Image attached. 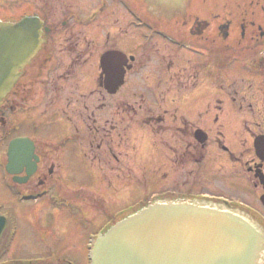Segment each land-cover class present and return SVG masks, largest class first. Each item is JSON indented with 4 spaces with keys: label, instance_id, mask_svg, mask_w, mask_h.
Returning <instances> with one entry per match:
<instances>
[{
    "label": "flooded vegetation",
    "instance_id": "flooded-vegetation-1",
    "mask_svg": "<svg viewBox=\"0 0 264 264\" xmlns=\"http://www.w3.org/2000/svg\"><path fill=\"white\" fill-rule=\"evenodd\" d=\"M110 1L104 0L97 11L88 9L86 13L79 11V15L74 6L65 12L61 10L67 20L59 25L57 4H65L66 0H0V22L12 24L39 16L45 30L41 52L0 109V155L5 153V180L0 182V191L8 194L13 209L8 214L4 202H0V216L9 221L7 231L0 234V264H5L4 255L13 241V237L7 241L11 230L14 236L20 230L32 235V247L40 253L36 259H41L34 264H85L83 255L90 246L91 235L107 231L117 220L154 200L199 199L216 204L244 201L240 196L229 198L213 192L222 185L244 193L246 198L259 200L264 209V0H191L186 20L177 17L172 21H153L177 38L171 42L167 35L152 28L154 33L149 31L150 34L160 35L158 38L178 53L168 54L163 47L156 50L160 57H153L155 51L139 56L124 52L129 60L124 67L125 84L119 92L126 87L141 92L139 101L125 104L127 116L121 122L117 121L115 111L111 120L103 116L109 107L115 109L114 104L106 103V98H115L117 94L106 89L101 59L114 51L129 50L133 26L148 31L143 23L149 14L140 0H135V5L133 0H120L123 8L107 11L105 4ZM120 9L128 15L127 20ZM104 13L113 26L98 21ZM133 18L140 21L132 22ZM99 23L109 27L103 36ZM101 37L103 43H97ZM56 46H61L57 52ZM184 49L189 56L182 60L179 52ZM94 57L99 60L97 89L89 97L103 103L91 108L88 121L93 125L87 124L81 132L80 124L75 125L76 141L84 146L89 162L79 170L89 181L84 178L70 186L64 181L61 166L47 152L50 145L33 140L35 157L29 160L33 166L30 174L27 167L18 166L20 174L9 175L8 146L15 139L27 138L13 136L11 124L17 130L20 119L31 122L38 118V114L29 116L33 105L47 103L46 94L36 100L39 94L35 88L43 87L45 93L61 89V94L64 91L74 95L75 89L67 86L69 81ZM64 67L65 73H60ZM147 68L151 72H146L144 80L141 72ZM51 70L57 75L50 76ZM154 79L159 81L158 91L147 92L146 83L152 84ZM131 96L134 99L138 95ZM71 104L68 101L67 107ZM62 111L66 113L64 108ZM121 124L126 125L127 134L119 139L116 137L121 134ZM139 130L144 133L142 140L135 137ZM142 151L145 166L154 172L168 169L167 177H172L173 186L156 190L149 201L140 200L124 207L108 219L106 206L110 207L115 196L113 182L132 181L135 167L128 159L132 154L138 157ZM92 153L94 158L90 159ZM170 164L177 171L172 173ZM181 166L192 169L182 176ZM122 172L127 175L120 179ZM203 181L209 183L211 191H197V184ZM9 216H17L23 227L11 229ZM84 230L95 231L90 233L86 245ZM9 264L23 263L16 260Z\"/></svg>",
    "mask_w": 264,
    "mask_h": 264
},
{
    "label": "water",
    "instance_id": "water-1",
    "mask_svg": "<svg viewBox=\"0 0 264 264\" xmlns=\"http://www.w3.org/2000/svg\"><path fill=\"white\" fill-rule=\"evenodd\" d=\"M154 20H186L191 0H140ZM44 24L27 18L0 22V107L42 49ZM125 55L104 56L106 89L116 94L124 84ZM27 139L9 147L7 171L25 157ZM33 151L28 159L33 157ZM0 221V234L6 229ZM264 229L250 216L230 207L195 201H159L119 222L100 236L93 264H262Z\"/></svg>",
    "mask_w": 264,
    "mask_h": 264
},
{
    "label": "rangeland",
    "instance_id": "rangeland-1",
    "mask_svg": "<svg viewBox=\"0 0 264 264\" xmlns=\"http://www.w3.org/2000/svg\"><path fill=\"white\" fill-rule=\"evenodd\" d=\"M109 1V0H108ZM104 4V0H66V3H58L57 8L58 12L56 13L57 21L60 23L63 20H67L66 14L61 13V10L65 12V10L68 9V7H76L78 10L77 15H79V11H82L83 13H86L88 9L93 12L97 11L101 5ZM107 11L112 10V8L118 9L123 8V4L120 0H111L109 3L105 4ZM130 6L132 7V4L130 2ZM133 8V7H132ZM135 8H133L134 10ZM120 11L123 12L125 16V20L128 19V15L120 9ZM90 12L89 15L86 14V16L82 17L83 20L87 19V16H90L92 13ZM72 13H70L71 15ZM139 15V14H138ZM99 22H104L108 26H113V22L108 18L107 14H102L99 19ZM135 22V19L133 18V21ZM99 31L103 34L107 32V29L109 27H106L103 23H99ZM143 26L148 27V31L145 29L140 30L138 28L133 27L132 28V34L133 38H131V42L128 44V49L123 52L126 54H132L139 56L140 54L149 53L155 51V54L153 57H160L158 56V52L156 50H160V47L164 48V51L166 53H173L177 54L178 52L173 50L172 46L167 44L165 40L163 41L162 38H158L159 35H153V39L151 41L148 40L149 37H151L152 34H150L149 31H151V28L153 31H161L164 33L166 38H169L171 42H173L174 37L173 34L162 27L156 26L155 23H153L151 20H145ZM152 32V31H151ZM60 37L63 36V34L58 35ZM162 37V36H161ZM180 40L182 42H187L185 39L180 37ZM104 39L103 37L100 38V41H97V43H103ZM101 45V44H100ZM127 46V45H123ZM122 46V47H123ZM56 52L58 49L61 48L56 46ZM161 53V52H160ZM180 56L182 60L188 59L189 54L187 53V49L181 50ZM163 53H161L162 55ZM65 58V57H64ZM62 68V67H61ZM98 69H99V60L98 57H94L90 63L80 69L76 72L75 78L73 77V80H70L68 85L76 91L74 95L70 93V95L63 91L61 94V89H58V91L54 92L52 90L53 88H50L49 93H45V88L37 86L35 88V92H37L38 97L36 98L37 101H39L40 97L42 98L47 95L46 100H44L43 105L35 104L32 107V112L29 113L30 117H33L35 114H38V118H32L31 122H26L23 119H20L18 121V129L14 130V123L11 124L13 131L11 132L13 136H20V137H27L30 138L33 141L40 142L44 145L46 143L50 145L51 150H48L47 152L50 154V157L56 162V165L61 166V169L64 171V181H68L70 186H76L79 182H81L84 178L86 182L89 180L83 175V171H80L79 168L86 167L88 165V160L85 158V148L84 146H81L76 141V122L80 124L81 130H83L84 126H87V124L93 125L92 121H88V117L92 113V109L95 106H98L103 103L99 98H91L89 97L91 93L96 91L97 89V80H98ZM65 67L61 70L60 73H65ZM146 72H151L149 68L142 71V77L144 80H146ZM56 74L52 70L50 71V76H53ZM57 75V74H56ZM50 78V77H49ZM56 78V77H53ZM51 79V78H50ZM72 81H74L72 83ZM151 83V82H150ZM146 83L147 92L148 89H152L154 91H158V88H156V84L159 83V81H156V79L153 80L152 84ZM61 84V82H60ZM64 84V83H63ZM62 84V85H63ZM67 84V83H66ZM66 84L64 86H66ZM140 84V83H139ZM59 85V84H58ZM155 85V86H153ZM76 86V87H75ZM153 86V87H151ZM74 87V88H73ZM49 90V89H47ZM137 90V89H136ZM141 92V91H139ZM139 92L134 91L133 89H128L127 87L123 89L115 98L108 97L106 98L107 104L112 105L114 104L115 109L112 107H109L103 116L105 118H109L111 120L112 118V112L115 111L116 115L118 116L117 121L121 122L123 118H125L127 115L125 112V104H134L135 102L139 101ZM146 92V94H148ZM79 93V94H77ZM131 93V94H130ZM85 95L86 97L81 98V95ZM137 94V98H132L131 95ZM52 96V98H50ZM54 96V97H53ZM96 96V95H95ZM131 96V97H130ZM69 97L70 102H72L71 106L67 107L66 99ZM39 98V99H38ZM52 99V100H51ZM41 101V100H40ZM80 101V102H78ZM54 102V103H53ZM57 102V103H56ZM88 105L89 108H85L84 106ZM37 106V107H36ZM62 108L66 111V113H63ZM92 108V109H91ZM108 114V115H107ZM73 118V120H72ZM103 118V121L105 120ZM71 119V120H69ZM103 121L101 123V127H103ZM126 125L121 124V134L120 136H117L116 138H126L127 130L125 129ZM108 128V127H107ZM107 129V133H108ZM141 132H138V134L135 136L137 139L142 140V135L144 134L142 130H139ZM108 139L107 141H109ZM155 140V139H154ZM121 142V141H118ZM124 145L123 148H126V139L123 140ZM124 150V149H123ZM4 154V155H2ZM0 155V182L5 180L3 179L5 176L4 172V166H5V153H2ZM120 154V151L117 153ZM143 151L140 153L138 157L132 154V157H129L128 160L131 161L134 168V173L132 176V181L126 182L125 179H122L126 177L127 173L122 172L120 179H122V183L119 181H116L115 185V196L112 199L113 202H111L110 207L106 206V213L109 217L108 219H111L113 217V214L118 212L119 210L123 209L124 207H127L129 205H133L136 202L143 200V201H149L150 197L155 193L156 190L162 191L164 188L169 189L172 188V177H167V174H170V171L166 168H162V170L158 169L157 171H153L152 169L148 168L144 164V157L142 156ZM94 158V153L91 154V158ZM121 165H124L123 163ZM171 166V172L177 171V167L170 164ZM192 168L191 167H185L181 166V169L179 170L180 174L186 175L187 172H189ZM128 181V180H127ZM204 182V183H203ZM201 184H197L199 186L197 188V191H205L209 192L211 191L209 183L203 181ZM129 183V184H128ZM128 184V185H127ZM132 185V186H131ZM175 185V183H174ZM128 186V187H127ZM131 186V187H130ZM169 186V187H168ZM200 186H203L200 187ZM204 186H206V189H204ZM0 187H2L0 185ZM124 187L129 189H124ZM215 186H213V189ZM209 190V191H208ZM215 193L225 195L226 197H236L239 196L242 197L243 202L240 204L245 206L246 208H251L255 211H259L262 214H264V209L262 205L260 204L259 200L244 197V193L238 192V190L230 189L225 186H218L217 189H214ZM79 192V191H78ZM76 195V192L74 193V196ZM82 195V194H81ZM77 197H80L77 195ZM8 194L5 191H0V202H4V211L11 213L13 211L12 206L8 202ZM263 209V210H262ZM254 217V216H252ZM256 221H258L263 227V223H261L257 217H254ZM10 220V228H20L23 227L21 222L19 221V218L17 216H9ZM95 231L93 230H84V240L85 245L88 242V237L90 233H93ZM11 232L8 233V239L11 237ZM31 234L25 232V231H18V234L14 236L11 242V245L8 247V250L6 251L4 255V259L6 261L8 260H15V258L20 260H28L33 261L32 259H36L38 254V250H35L32 246L35 245L33 242L34 240L31 239ZM11 239V238H10ZM33 244V245H32ZM88 249L84 252V262L85 264H88L87 261V252ZM31 263V262H29Z\"/></svg>",
    "mask_w": 264,
    "mask_h": 264
}]
</instances>
